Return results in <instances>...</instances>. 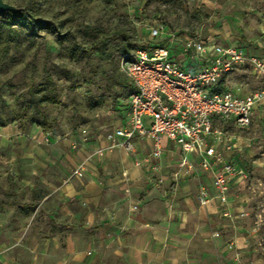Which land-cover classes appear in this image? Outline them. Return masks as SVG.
Returning a JSON list of instances; mask_svg holds the SVG:
<instances>
[{
	"label": "rangeland",
	"instance_id": "1",
	"mask_svg": "<svg viewBox=\"0 0 264 264\" xmlns=\"http://www.w3.org/2000/svg\"><path fill=\"white\" fill-rule=\"evenodd\" d=\"M3 1L18 11L13 22L0 13V126L35 123L84 139L108 134L119 120L115 101L126 93L120 54L127 43L146 46L148 28L158 22L178 36L213 37L264 55V0ZM224 87L254 92L264 80L240 67ZM249 125L216 124L235 138L232 157L246 175L231 188L241 212L225 219L222 237L234 242L227 258L235 264H264V107ZM18 149L14 141L0 146V264H81L74 254L86 252L94 235L36 210L40 195L4 162Z\"/></svg>",
	"mask_w": 264,
	"mask_h": 264
},
{
	"label": "crops",
	"instance_id": "2",
	"mask_svg": "<svg viewBox=\"0 0 264 264\" xmlns=\"http://www.w3.org/2000/svg\"><path fill=\"white\" fill-rule=\"evenodd\" d=\"M223 45L241 46L264 58L248 45ZM105 136L92 134L84 139L50 133L35 124L24 130L15 124L0 126V146L14 141L19 148L16 158L4 162L28 177L29 188L40 195L36 210L94 235L87 251L75 252L73 260L81 264H235L233 257L227 258L234 242L222 237L225 219L241 212L231 193L225 206L213 199L199 207L198 187L207 185L213 193L210 181L199 173L177 185L170 182L177 147L167 143L160 172L148 174L134 165L132 154L121 149H106L98 155L106 147ZM137 151L140 155L151 151V141H141Z\"/></svg>",
	"mask_w": 264,
	"mask_h": 264
},
{
	"label": "built area",
	"instance_id": "3",
	"mask_svg": "<svg viewBox=\"0 0 264 264\" xmlns=\"http://www.w3.org/2000/svg\"><path fill=\"white\" fill-rule=\"evenodd\" d=\"M148 34L146 46L137 45L119 57L126 93L115 101L118 124L106 134V147L97 154L121 149L132 154L135 166L148 174L158 173L159 161L171 143L179 152L170 182L177 185L202 173L213 193L200 185L195 197L198 206L204 208L213 199L225 206L231 188L246 175L232 157L235 138L216 124L227 121L236 129L250 126L254 112L264 107V87L245 93L226 89L224 81L240 67H250L254 77L264 80V58L241 46L219 44L213 37L169 33L162 22L150 26ZM157 39L162 42L156 43ZM143 140L151 141V151L140 155L137 146Z\"/></svg>",
	"mask_w": 264,
	"mask_h": 264
},
{
	"label": "trees",
	"instance_id": "4",
	"mask_svg": "<svg viewBox=\"0 0 264 264\" xmlns=\"http://www.w3.org/2000/svg\"><path fill=\"white\" fill-rule=\"evenodd\" d=\"M0 13H2L3 15H5V16H6V19H7L8 21L13 22V20H14V18H15V16H16V13H17V12L5 11V12H0ZM27 28H28V30H29L31 33H34V32H35V26L32 25L30 22L27 23ZM136 46H137L136 44L127 43V47H128V49H126L125 51H123V52L120 54V56H121L122 54H124V53H126V52H128V51H130V50H132V49H134V47H136ZM33 124H35V123H32V124H30V125H33Z\"/></svg>",
	"mask_w": 264,
	"mask_h": 264
},
{
	"label": "water",
	"instance_id": "5",
	"mask_svg": "<svg viewBox=\"0 0 264 264\" xmlns=\"http://www.w3.org/2000/svg\"><path fill=\"white\" fill-rule=\"evenodd\" d=\"M5 11L17 12L18 9L10 4L5 3L3 0H0V12Z\"/></svg>",
	"mask_w": 264,
	"mask_h": 264
}]
</instances>
